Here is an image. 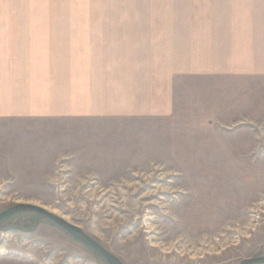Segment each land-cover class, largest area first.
Returning <instances> with one entry per match:
<instances>
[{
    "label": "rangeland",
    "instance_id": "rangeland-1",
    "mask_svg": "<svg viewBox=\"0 0 264 264\" xmlns=\"http://www.w3.org/2000/svg\"><path fill=\"white\" fill-rule=\"evenodd\" d=\"M192 3L0 0V27H18L23 48L22 29L74 31L75 13L93 11V26L146 32L150 11L163 22ZM174 88L166 118L8 114L0 98V213L19 201L44 205L124 264L264 257V210L253 212L264 201V76L178 75ZM208 245L211 255L196 253ZM0 264L108 263L41 215L24 213L0 224Z\"/></svg>",
    "mask_w": 264,
    "mask_h": 264
},
{
    "label": "crops",
    "instance_id": "crops-1",
    "mask_svg": "<svg viewBox=\"0 0 264 264\" xmlns=\"http://www.w3.org/2000/svg\"><path fill=\"white\" fill-rule=\"evenodd\" d=\"M149 1L193 3L179 13L170 10L163 22L159 10L150 11L146 32L107 21L93 26L87 20L96 17L93 11L75 13L74 31L49 25L22 29L23 48L18 27H0L3 111L166 118L174 111L178 75L264 76V0ZM205 4L212 6L210 15L202 12Z\"/></svg>",
    "mask_w": 264,
    "mask_h": 264
},
{
    "label": "water",
    "instance_id": "water-1",
    "mask_svg": "<svg viewBox=\"0 0 264 264\" xmlns=\"http://www.w3.org/2000/svg\"><path fill=\"white\" fill-rule=\"evenodd\" d=\"M24 213H37L41 215L42 219L51 221L56 226L68 233L71 237L95 251L108 264H124L122 260L108 251L103 245L86 233L82 228L77 227L73 223L65 221L61 217L35 205L15 204L11 206L7 210L0 213V224ZM240 264H264V257L245 259Z\"/></svg>",
    "mask_w": 264,
    "mask_h": 264
},
{
    "label": "bare ground",
    "instance_id": "bare-ground-1",
    "mask_svg": "<svg viewBox=\"0 0 264 264\" xmlns=\"http://www.w3.org/2000/svg\"><path fill=\"white\" fill-rule=\"evenodd\" d=\"M17 204H27V205H35V206H38V207H41L42 209H45V210H47V211H49V212H51L52 214H55V215H57V213L55 212V211H53V210H51V209H49L48 207H46V206H44V205H40V204H37V203H33V202H22V201H19V202H17ZM260 209H263L264 210V201H259V203L258 204H256L255 205V207H254V210H253V212L254 213H257ZM57 216H59V215H57ZM59 217H61V216H59ZM62 219H64L65 221H67L66 219H65V217L64 216H62L61 217ZM69 222V221H68ZM71 223V222H70ZM251 225L253 224V222L252 223H250ZM75 225V224H74ZM251 225H248V227H247V231H248V229H250L249 227L251 226ZM77 226V225H76ZM77 227H79V226H77ZM254 227V226H253ZM243 230V229H242ZM241 229H238L237 231H239V234L241 235V237H243L244 235H247V232H243ZM254 230V229H253ZM248 237V236H247ZM207 248L205 249V250H203V251H198V252H196V253H207V254H210L211 252H215V249L214 248H211V249H209L208 247H209V245L208 246H206ZM223 248V247H222ZM192 253H194V251L192 252ZM219 253V252H218ZM218 253H216V254H218ZM211 255V254H210ZM195 257V256H194ZM201 259V258H203V256H200V257H198V259Z\"/></svg>",
    "mask_w": 264,
    "mask_h": 264
},
{
    "label": "flooded vegetation",
    "instance_id": "flooded-vegetation-1",
    "mask_svg": "<svg viewBox=\"0 0 264 264\" xmlns=\"http://www.w3.org/2000/svg\"><path fill=\"white\" fill-rule=\"evenodd\" d=\"M38 219H40V218H38ZM34 228H36V227H34ZM25 231L29 232V231H33V229H31V230H25Z\"/></svg>",
    "mask_w": 264,
    "mask_h": 264
}]
</instances>
